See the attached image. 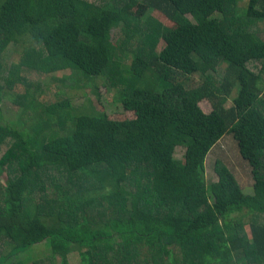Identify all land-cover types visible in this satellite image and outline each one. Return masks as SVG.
<instances>
[{"label": "trees", "instance_id": "trees-1", "mask_svg": "<svg viewBox=\"0 0 264 264\" xmlns=\"http://www.w3.org/2000/svg\"><path fill=\"white\" fill-rule=\"evenodd\" d=\"M236 2L0 0V94L25 83L22 72L39 77L33 95L13 100L35 114L30 130L3 125L0 108V264H70L73 250L80 264H264V0H246L242 13ZM139 3L174 27L143 25ZM23 37L34 44L7 65ZM132 38L141 46L126 66ZM63 71L69 89H118L131 117L39 103L45 78ZM197 73L203 82L189 87ZM227 133L253 169V194L221 160L207 183V157ZM41 244L51 255L31 256Z\"/></svg>", "mask_w": 264, "mask_h": 264}, {"label": "rangeland", "instance_id": "rangeland-1", "mask_svg": "<svg viewBox=\"0 0 264 264\" xmlns=\"http://www.w3.org/2000/svg\"><path fill=\"white\" fill-rule=\"evenodd\" d=\"M245 5L246 0H238V2H236L238 12H241ZM133 10L135 11V16L139 18L143 25L156 31L157 33H160L164 28L174 27L173 23L167 20L161 13L154 11L151 7L149 8L146 4L139 3ZM259 27L260 35H264V20L259 23ZM115 32L116 33L114 35V40L117 41L119 37L122 36V34L120 35L118 30H116ZM32 44L34 43L31 42V39H29L28 37H23L18 40L15 44L11 45L5 55L6 64H17L20 58L22 57V54L24 53L25 49L31 46ZM161 45L162 43L160 41L156 44V51L160 50ZM138 46L141 45H137V42H135V39L133 38L126 43L127 49L124 50V54L121 56V63L123 62V65H131V61L133 58V53L131 52V50H135ZM149 52H152V49L149 50ZM226 65V61L218 62V64L216 65V73L223 76L226 71ZM56 74L45 78L46 82L43 84L45 86L42 88L43 91L41 92V94L39 95V99L37 100L44 106H48L52 103H57L59 101H65L68 102V104L71 106L72 111L75 114L96 110L97 112H105L111 118L119 120L126 117H131V113L128 114L122 107V104L120 102L119 90L112 87V85L107 86L105 85L104 81H97L96 86L93 89H69L65 86L64 83L59 82L57 80L63 75L69 74V71H63ZM22 76H24L25 83L18 84L20 86H17L14 90L4 88L0 94V99H2L0 102V108L2 114V121L4 123L3 125H11L20 131L30 130L32 123H36V120H34L35 114L31 110L25 112V110H23L21 106L16 105L13 100L17 97L19 93H25V91H30V93L33 95L39 85L38 76L25 72H22ZM148 80L151 81V79ZM202 82L203 78L200 74L197 73L195 74V76L190 77V79L187 81V85L189 87H195L198 86V84H201ZM237 88V85L232 88L231 93L228 96L227 101L225 102V106L230 105L232 98L236 94ZM199 106L204 112L208 113V111L212 107L211 100L205 98L199 103ZM56 124L57 121H53V126H55ZM212 150L213 153H209L206 160L205 176L207 183L210 185L211 183H215L218 181V176L215 172V163L217 160H221L226 162L229 167L234 171L242 186L243 191L245 193L253 194L255 183L253 169L250 163L242 157L237 140L235 139L234 135L227 133L218 141V144ZM185 151L186 149L184 147L177 148L175 152V159L177 163H182V161L184 160ZM0 178L2 182H6V176L3 175L0 176ZM48 187L49 193L54 194L57 192V188L54 185H50ZM249 219V216H244L245 229L248 234H250V226L248 223ZM166 248H168L167 252H171L173 250L172 246ZM29 254H31V256L33 257H42L44 255H51V251L48 246L41 244L34 247ZM55 261L60 264V256H57ZM68 261L70 262V264H80L79 253L77 250H73L71 253H69ZM26 262L29 261L26 260Z\"/></svg>", "mask_w": 264, "mask_h": 264}]
</instances>
